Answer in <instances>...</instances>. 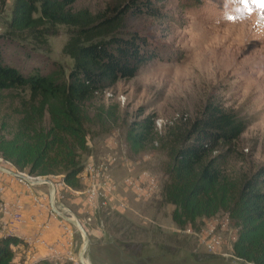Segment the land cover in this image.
<instances>
[{
  "label": "rangeland",
  "instance_id": "obj_1",
  "mask_svg": "<svg viewBox=\"0 0 264 264\" xmlns=\"http://www.w3.org/2000/svg\"><path fill=\"white\" fill-rule=\"evenodd\" d=\"M125 1L76 0L73 7L109 13ZM150 2L161 7L162 16L127 13L123 28L145 34L156 57L85 102L91 120L86 123L87 148L80 154V186L66 184L61 174L47 176L56 184V204L71 214L66 207L86 208L84 213L92 215L90 226L100 230L93 264H232L208 252L196 235L184 231L185 225L174 222V204L163 198L162 186L170 144L200 113L210 93L249 121L236 139L219 143L210 154L225 177L239 184L264 164V8L257 0ZM12 3L0 0V32L6 31ZM66 30L57 25L54 34L42 39L19 32L1 38L0 48L5 60L23 72L37 66L48 73L61 65L67 73L73 60L62 51ZM21 96L28 97L26 88L0 91V135L10 137L15 130ZM148 116L154 119L153 137L133 151L126 140L128 127ZM0 164L29 173L1 154ZM2 172L33 189L34 202L51 211L46 183L29 184ZM224 212L214 216L220 219ZM209 217L196 219L192 227H205ZM229 225L237 231L235 222ZM78 236L81 240L79 231Z\"/></svg>",
  "mask_w": 264,
  "mask_h": 264
},
{
  "label": "trees",
  "instance_id": "obj_2",
  "mask_svg": "<svg viewBox=\"0 0 264 264\" xmlns=\"http://www.w3.org/2000/svg\"><path fill=\"white\" fill-rule=\"evenodd\" d=\"M75 1L13 0L0 39L19 32L42 39L64 25L62 51L73 62L67 73L61 65L48 73L37 66L23 72L5 60L0 48V91L28 90V97L21 96V116L12 135H0V154L32 174H61L66 184L77 188L84 167L80 154L87 148L86 123L91 120L86 100L117 79L132 77L157 54L145 34L123 28L124 16L162 13L150 0H127L109 13L74 9ZM248 122L225 106L220 95L210 93L200 113L170 144L162 195L174 204L171 217L179 226L227 211L238 227L235 253L264 264V164L236 184L210 156L219 143L236 139ZM153 134L154 119L148 116L130 123L126 140L139 151ZM18 241L22 238L17 234H0V264H17L12 244ZM30 264L75 263L41 257Z\"/></svg>",
  "mask_w": 264,
  "mask_h": 264
},
{
  "label": "crops",
  "instance_id": "obj_3",
  "mask_svg": "<svg viewBox=\"0 0 264 264\" xmlns=\"http://www.w3.org/2000/svg\"><path fill=\"white\" fill-rule=\"evenodd\" d=\"M32 192L34 193L33 189L10 180L0 170V234H17L22 238V241L12 244L14 261L17 264H30L41 257L60 262L73 261L78 257L82 242V238L79 240L78 231L54 216L45 204L35 203ZM16 201L21 204L20 220L11 219L8 213L1 210L3 203ZM66 208L83 222L90 218L85 222L89 225H85L89 236L85 257L91 263L92 253L95 252L96 247H99L101 232L90 226L92 215L84 213L86 208L80 207L77 210Z\"/></svg>",
  "mask_w": 264,
  "mask_h": 264
},
{
  "label": "built area",
  "instance_id": "obj_4",
  "mask_svg": "<svg viewBox=\"0 0 264 264\" xmlns=\"http://www.w3.org/2000/svg\"><path fill=\"white\" fill-rule=\"evenodd\" d=\"M38 198L39 197H36V200H38ZM40 204L42 203L40 202ZM1 210L8 213L11 219H21V204L17 201L13 203H3L1 205ZM89 219L90 218L88 217L84 221V224L89 221ZM209 219L210 220L205 224V227L199 230L194 229L190 223H187L184 231L196 235L199 244H201L208 252L218 253L231 260L232 264H255L235 253L233 243L236 239L237 231H230L229 224H233L234 220L230 217L227 211L224 212V215L220 219L218 216H214V214L211 215ZM226 231L229 233H226ZM73 261L77 262L78 260L77 258H74Z\"/></svg>",
  "mask_w": 264,
  "mask_h": 264
},
{
  "label": "water",
  "instance_id": "obj_5",
  "mask_svg": "<svg viewBox=\"0 0 264 264\" xmlns=\"http://www.w3.org/2000/svg\"><path fill=\"white\" fill-rule=\"evenodd\" d=\"M0 170L8 174H11L29 184H42L46 183L48 185V201L51 208V211L61 216L66 221L72 223L74 227L80 232L82 237V242L78 250V263L80 264H92L86 260L85 252L89 244V236L86 229V226L82 220H80L75 215H72L70 212H67L64 208L59 207L56 204L55 194H56V184L49 178L47 175H36L33 176L30 173H25L21 170H14L7 166L0 164Z\"/></svg>",
  "mask_w": 264,
  "mask_h": 264
},
{
  "label": "snow or ice",
  "instance_id": "obj_6",
  "mask_svg": "<svg viewBox=\"0 0 264 264\" xmlns=\"http://www.w3.org/2000/svg\"><path fill=\"white\" fill-rule=\"evenodd\" d=\"M257 2H258V4H259V6L261 7V8H264V0H257ZM241 3H247V0H241Z\"/></svg>",
  "mask_w": 264,
  "mask_h": 264
},
{
  "label": "bare ground",
  "instance_id": "obj_7",
  "mask_svg": "<svg viewBox=\"0 0 264 264\" xmlns=\"http://www.w3.org/2000/svg\"><path fill=\"white\" fill-rule=\"evenodd\" d=\"M67 211V210H66ZM69 212V211H68ZM88 258H86V260H87Z\"/></svg>",
  "mask_w": 264,
  "mask_h": 264
}]
</instances>
